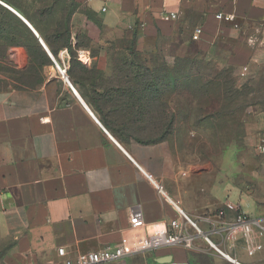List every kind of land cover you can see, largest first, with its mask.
<instances>
[{
	"label": "crops",
	"instance_id": "obj_1",
	"mask_svg": "<svg viewBox=\"0 0 264 264\" xmlns=\"http://www.w3.org/2000/svg\"><path fill=\"white\" fill-rule=\"evenodd\" d=\"M74 1L71 41L76 46L85 37L89 47L74 50L73 61L64 48L56 60L36 29L0 1L37 39L44 59L41 83L0 89V264L61 263L59 248L73 258L139 243L146 231L178 217L173 203L189 216L196 209L176 191L171 145L143 138L144 105L153 103L145 101L144 85L129 78L135 67L112 64L120 53L109 50L110 43L137 30L146 42L163 41L170 57L190 56L193 42L199 58L219 51L239 70L264 72V0ZM162 12L177 19L163 20ZM217 14L235 21L217 20ZM196 28L203 30L197 42ZM40 38L68 81L49 63L53 59ZM6 57L19 68L29 62L27 52L15 46L7 47ZM165 101L175 107V100ZM259 119L256 145L264 114ZM134 215L147 228L132 231ZM200 255L218 256L168 248L112 264H203Z\"/></svg>",
	"mask_w": 264,
	"mask_h": 264
},
{
	"label": "rangeland",
	"instance_id": "obj_2",
	"mask_svg": "<svg viewBox=\"0 0 264 264\" xmlns=\"http://www.w3.org/2000/svg\"><path fill=\"white\" fill-rule=\"evenodd\" d=\"M33 2L39 6L54 4L57 12L62 11L65 21L76 6L74 0ZM140 40V50H155L156 43ZM194 44H188L187 50L192 61H202L199 64L202 68L198 67L185 80L184 64L180 65L176 115L170 133L166 132L167 123L160 124V128L145 123L143 138L165 139L173 148L176 191L196 207L193 215L189 213L191 217L214 211L228 202L239 205L249 215L264 216V158L255 144L259 118L264 114V72L239 70L219 51L211 59L199 58ZM0 45H3L1 41ZM158 46L165 62L174 65L175 56L163 52L165 43L158 42ZM3 53L0 47V89L41 83L40 72L33 70L29 62L25 68H19L14 59L3 58ZM128 62L131 64L133 60ZM204 257L208 264H232L220 256ZM240 262L264 264V254L255 259L243 254Z\"/></svg>",
	"mask_w": 264,
	"mask_h": 264
},
{
	"label": "trees",
	"instance_id": "obj_3",
	"mask_svg": "<svg viewBox=\"0 0 264 264\" xmlns=\"http://www.w3.org/2000/svg\"><path fill=\"white\" fill-rule=\"evenodd\" d=\"M1 2L17 11L36 29L56 60L59 48H64L71 52L73 61L74 50L82 47H89V42H87L85 37L80 40L76 46H73L71 41V21L77 5L74 6V11H72L70 18L65 21L62 11L57 12L54 4L45 5L42 3L39 6L35 4L33 0H1ZM141 38L142 35L135 30L131 38L124 39L117 43H110L108 49L112 51L118 50L120 53L112 57V64L135 67L137 73L130 74L129 78L133 77L134 80L144 85L143 96L145 101L147 103H153V105H144L145 120L142 123V132L146 130L143 126L145 123L151 124L152 127L155 126L159 128L160 124H162L161 126H166L167 123L169 127L166 132L170 133V126L173 125V119L176 115L175 96L179 87V78L177 79V74L181 72L180 65L184 64L183 72L185 75L183 79L186 80L191 77L192 73H195L194 70L198 67L199 69L202 68L199 65L202 61H200V63L192 61V55L189 53L190 56L175 57V63L171 66L165 62V56L162 54L157 44L154 46L155 50H140ZM0 41L3 43V45H0V47L4 49V53L1 55L3 58H7L6 52L8 46L23 48L29 55L30 67L33 70L41 72L44 59L39 56L42 48L37 39L26 30L22 22L16 16L8 12L2 6H0ZM129 59L133 60L131 64L128 62ZM49 63L52 65L54 64L51 61H49ZM167 98L175 100L174 108L171 105L168 106L165 101ZM151 141L163 142L166 140L151 139ZM199 257L203 264H208L206 263V258H203L201 255Z\"/></svg>",
	"mask_w": 264,
	"mask_h": 264
},
{
	"label": "built area",
	"instance_id": "obj_4",
	"mask_svg": "<svg viewBox=\"0 0 264 264\" xmlns=\"http://www.w3.org/2000/svg\"><path fill=\"white\" fill-rule=\"evenodd\" d=\"M160 16L163 20L177 19V15L173 13L162 12ZM216 19L234 22L235 16L217 14ZM202 34L203 30L196 28L193 41H199ZM53 62L60 75L68 81L66 69H63L56 60L53 59ZM256 149L264 158V134L259 137ZM146 178L153 183L162 197L167 198L162 186L152 175L146 174ZM173 206L178 217L146 231V235L139 243L126 241L121 246L79 253L73 258H68L65 248H59L58 257L62 264H112L151 251L178 248L187 252L214 253L232 264H242L239 256L244 254L249 259H255L264 253V216L249 215L239 205L229 202L196 218L187 215L174 203ZM130 226L132 231H141L146 227L140 215L131 218ZM203 245L206 249H203ZM61 263L54 261L50 264Z\"/></svg>",
	"mask_w": 264,
	"mask_h": 264
},
{
	"label": "water",
	"instance_id": "obj_5",
	"mask_svg": "<svg viewBox=\"0 0 264 264\" xmlns=\"http://www.w3.org/2000/svg\"><path fill=\"white\" fill-rule=\"evenodd\" d=\"M16 13V12H15ZM20 16V15H19ZM21 17V16H20ZM21 19L33 30V32L36 34V36L37 37H39L38 36V34H37V32L32 28V26L25 20V19H23L22 17H21ZM40 40V42H41V44L44 46V48L46 49V51L49 53V55H50V57L52 58V59H54L53 58V56L50 54V52H49V50L47 49V47L45 46V44H44V42L42 41V39L40 38L39 39ZM55 60V59H54Z\"/></svg>",
	"mask_w": 264,
	"mask_h": 264
}]
</instances>
